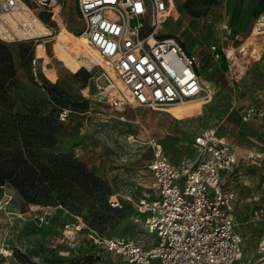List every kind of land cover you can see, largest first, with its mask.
<instances>
[{
    "label": "rangeland",
    "instance_id": "1",
    "mask_svg": "<svg viewBox=\"0 0 264 264\" xmlns=\"http://www.w3.org/2000/svg\"><path fill=\"white\" fill-rule=\"evenodd\" d=\"M24 2L52 35L22 39L0 34L16 71L7 86L12 110L26 114L28 107L41 111L54 107L62 129L53 152L72 155L97 182L87 192L73 188L76 210L61 203L30 204L11 186H0V264H71L88 256L98 259L96 264H124L121 257L93 242L88 229H94L87 221L96 212L106 215L105 237L135 241L147 235L137 203L149 192L146 184L152 142L161 146L171 163L188 168L196 160L192 143L207 129L224 137L239 152L230 182L236 195V228L246 239L238 264H253L264 236V139L257 123L243 119L242 109L250 103L264 104V55L259 61L251 59V45L243 46L251 32L238 37L241 17L236 19L232 42L222 43L224 27H233L234 7L224 1H177V17L163 25L162 32L196 55L201 75L213 82L211 98L199 99L196 102L203 104L177 119L165 112L169 106L113 108L103 97L107 87L118 85L115 76L101 65L91 70L65 65L62 56L71 50L65 44L56 51L55 37L62 28L82 35L78 0ZM213 46L219 50L218 58L210 52ZM51 86L60 92L54 102L47 96ZM206 96L204 92L200 98ZM113 197L120 207H111ZM151 237L156 239L155 234ZM153 264L161 263L156 260Z\"/></svg>",
    "mask_w": 264,
    "mask_h": 264
},
{
    "label": "built area",
    "instance_id": "2",
    "mask_svg": "<svg viewBox=\"0 0 264 264\" xmlns=\"http://www.w3.org/2000/svg\"><path fill=\"white\" fill-rule=\"evenodd\" d=\"M24 1L0 0V31L12 29L6 15L18 13ZM78 8L82 36L120 82V86L111 84L116 95L111 85L104 94L111 107L159 109L202 96V71L196 55L162 32L165 22L178 15L175 0H78ZM255 29L264 33V17ZM232 37L233 30L225 26L222 43L230 44ZM210 52L219 57L216 46ZM242 115L245 121L260 126L264 139V104L245 105ZM152 147L149 192L137 203L147 235L134 241L88 229L89 237L121 257L124 264H153L156 260L161 264H238L246 239L237 233L236 195L230 188L231 173L239 162L237 147L214 130H204L192 143L196 160L188 168L171 163L156 142ZM109 204L121 206L116 197ZM257 254L253 264H264V236Z\"/></svg>",
    "mask_w": 264,
    "mask_h": 264
},
{
    "label": "trees",
    "instance_id": "3",
    "mask_svg": "<svg viewBox=\"0 0 264 264\" xmlns=\"http://www.w3.org/2000/svg\"><path fill=\"white\" fill-rule=\"evenodd\" d=\"M15 75L12 54L0 42V106L3 109L0 112V186H11L30 204L61 203L76 210L73 188L87 192L97 179L72 155L53 152L57 133L62 129L54 107L45 111L28 107L26 114L13 112L7 86ZM57 93L60 92L56 86L48 87L51 102ZM107 220L106 215L96 212L87 223L104 236L103 225ZM97 260L88 256L71 264H96Z\"/></svg>",
    "mask_w": 264,
    "mask_h": 264
},
{
    "label": "bare ground",
    "instance_id": "4",
    "mask_svg": "<svg viewBox=\"0 0 264 264\" xmlns=\"http://www.w3.org/2000/svg\"><path fill=\"white\" fill-rule=\"evenodd\" d=\"M39 1V0H37ZM45 2L46 0H40ZM6 20L10 23L12 29L6 31H0L1 35L4 36H18L22 39H33L42 38L52 35V32L38 19V17L28 8L24 3L22 4V9L15 14L6 15ZM72 32V31H71ZM69 30L62 28L60 33L55 37L56 44L55 50L59 48L60 45H69L71 51L63 54V60L67 67L77 70L80 67H86L91 70L97 65L104 66L105 63L102 56L99 54L98 50L89 44L85 36L74 35ZM251 45V59L254 58L259 61L264 55V33H259L257 29H254L250 36L246 38L243 46ZM61 50V48H60ZM105 67V66H104ZM108 70L107 67H105ZM113 76L114 74L108 70ZM115 81V80H114ZM201 85L207 96L205 98H199L201 100L206 98H211L213 92V82L211 79L202 76ZM118 86L120 82L118 80ZM108 88V87H107ZM113 95L117 94V91L110 86ZM196 101H200V100ZM194 102L191 104H175L169 106L165 112L177 119H183L187 113L191 112L193 108L200 106L203 103ZM237 233L243 237L242 232L237 230Z\"/></svg>",
    "mask_w": 264,
    "mask_h": 264
},
{
    "label": "crops",
    "instance_id": "5",
    "mask_svg": "<svg viewBox=\"0 0 264 264\" xmlns=\"http://www.w3.org/2000/svg\"><path fill=\"white\" fill-rule=\"evenodd\" d=\"M177 1L175 0L176 9ZM203 1H224L230 3L234 8L231 13L233 36L236 35L234 27H238L236 23L237 17H241L242 24L238 27V37H244L254 30L253 26L256 21L264 17V0H203ZM229 27V26H228ZM232 42V39H231ZM227 44V43H226ZM191 53V52H190Z\"/></svg>",
    "mask_w": 264,
    "mask_h": 264
}]
</instances>
